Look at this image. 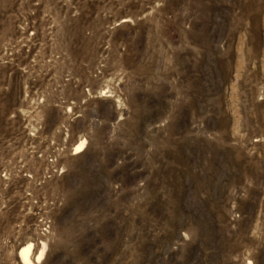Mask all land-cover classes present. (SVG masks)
I'll return each mask as SVG.
<instances>
[{"label": "rangeland", "instance_id": "rangeland-1", "mask_svg": "<svg viewBox=\"0 0 264 264\" xmlns=\"http://www.w3.org/2000/svg\"><path fill=\"white\" fill-rule=\"evenodd\" d=\"M0 264H264V0H0Z\"/></svg>", "mask_w": 264, "mask_h": 264}, {"label": "bare ground", "instance_id": "bare-ground-1", "mask_svg": "<svg viewBox=\"0 0 264 264\" xmlns=\"http://www.w3.org/2000/svg\"><path fill=\"white\" fill-rule=\"evenodd\" d=\"M31 247V246H30ZM30 247H27V248H24L22 251H21V255L23 256V259L27 262L30 261V258H29V251H30Z\"/></svg>", "mask_w": 264, "mask_h": 264}]
</instances>
